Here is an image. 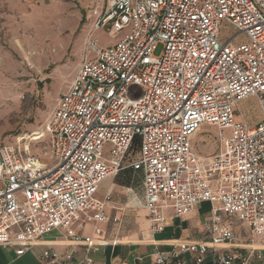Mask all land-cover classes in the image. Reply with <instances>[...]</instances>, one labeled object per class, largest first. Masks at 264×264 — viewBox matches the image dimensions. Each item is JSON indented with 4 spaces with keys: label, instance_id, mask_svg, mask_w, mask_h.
Segmentation results:
<instances>
[{
    "label": "built area",
    "instance_id": "2783aa9c",
    "mask_svg": "<svg viewBox=\"0 0 264 264\" xmlns=\"http://www.w3.org/2000/svg\"><path fill=\"white\" fill-rule=\"evenodd\" d=\"M107 4L39 133L42 156L54 166L19 170L20 148L0 142V247L22 256L60 230L68 250L45 249L40 264H93L99 225L119 222L107 213L109 192L95 198L98 187L131 169L142 176L150 236L164 231L167 210L184 218L200 203L210 206L206 239L178 243L166 258L156 254L155 264H187L184 254L189 264L209 257L211 264H264V0ZM106 27L113 39L126 34L100 49L92 36ZM248 99L261 114L254 125L242 111ZM204 126L221 134L209 157L192 148ZM85 218L93 223L90 236L77 233Z\"/></svg>",
    "mask_w": 264,
    "mask_h": 264
},
{
    "label": "rangeland",
    "instance_id": "374dc122",
    "mask_svg": "<svg viewBox=\"0 0 264 264\" xmlns=\"http://www.w3.org/2000/svg\"><path fill=\"white\" fill-rule=\"evenodd\" d=\"M107 9V0H0V142L20 148L25 157L19 170L30 173L54 166L52 160L42 156L46 138L39 133L74 79L96 17L103 16ZM108 30L99 28L92 36L100 49L126 34L122 31L113 39ZM162 49L157 45L154 56H159ZM130 92L134 98L140 96L137 88ZM242 111L251 125L261 119L253 99L242 104ZM222 135L229 138V130ZM220 136L217 129L204 126L192 140L193 151L212 156L219 149ZM124 183L125 176L106 180L98 196H104L112 186L113 198L120 207L132 204L123 213L127 221L123 235L141 233L144 211L140 179L134 177L128 185ZM235 230L239 241H244L245 231ZM142 233L146 235V230Z\"/></svg>",
    "mask_w": 264,
    "mask_h": 264
},
{
    "label": "crops",
    "instance_id": "0c3cea01",
    "mask_svg": "<svg viewBox=\"0 0 264 264\" xmlns=\"http://www.w3.org/2000/svg\"><path fill=\"white\" fill-rule=\"evenodd\" d=\"M102 183L98 187L95 198L103 201L106 193L109 192L110 200L107 203V213L112 218H118L119 222L117 224L107 223L99 225L102 235L96 237L95 250L90 253L93 264H155L154 258L156 254L166 258L178 243L206 239L204 236V222L210 216V206L207 203L198 204L196 209L184 218H175L171 210H167L165 214L168 221L164 231L152 236L148 234L144 213L143 221L139 224V228L142 229V232L146 230L147 236L145 233H139L138 231L123 235L124 232L122 230L127 225V221L124 218L126 216L123 213L125 209L132 208V204L129 202L124 204L125 206L120 207L119 201L113 198L112 186H109L104 196H98ZM81 222L84 226L82 229H78L77 233L82 236H90L92 234V221L85 218ZM45 249L56 251L59 254L67 251L68 248L65 245L63 232L54 230L41 237L31 250L22 256H16L14 251L0 247V264H40L38 257ZM83 254L82 248H79L78 257L83 256ZM182 258L189 264L191 255L184 254ZM211 261L212 259L209 257L206 263L211 264Z\"/></svg>",
    "mask_w": 264,
    "mask_h": 264
},
{
    "label": "trees",
    "instance_id": "16d2710c",
    "mask_svg": "<svg viewBox=\"0 0 264 264\" xmlns=\"http://www.w3.org/2000/svg\"><path fill=\"white\" fill-rule=\"evenodd\" d=\"M122 176H125V183L124 184H126V185H128L130 183V180H133L134 177H138L140 179L141 186H142V176L139 172L133 171L131 169H126V170L118 173L115 177L118 179Z\"/></svg>",
    "mask_w": 264,
    "mask_h": 264
},
{
    "label": "bare ground",
    "instance_id": "6f19581e",
    "mask_svg": "<svg viewBox=\"0 0 264 264\" xmlns=\"http://www.w3.org/2000/svg\"><path fill=\"white\" fill-rule=\"evenodd\" d=\"M197 135V134H196Z\"/></svg>",
    "mask_w": 264,
    "mask_h": 264
}]
</instances>
